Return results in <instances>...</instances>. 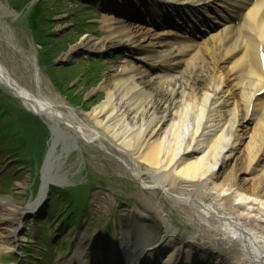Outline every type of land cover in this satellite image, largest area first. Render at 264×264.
I'll list each match as a JSON object with an SVG mask.
<instances>
[{
    "label": "bare ground",
    "instance_id": "bare-ground-1",
    "mask_svg": "<svg viewBox=\"0 0 264 264\" xmlns=\"http://www.w3.org/2000/svg\"><path fill=\"white\" fill-rule=\"evenodd\" d=\"M99 1L108 11L100 22L103 36L81 37L67 54L75 48L97 52L119 45L129 48L130 56L100 80L103 97L85 112L91 127L74 123L27 90L20 93L23 103L51 123L53 136L59 131L72 144L77 136L92 143L104 139L125 153L142 187L156 188L188 209L200 226L184 231L163 214L157 219L162 236L150 238L147 222L132 214L123 222V244L119 248L113 239L108 258L103 250L87 247L77 258H86L82 264H125L134 255L131 263L137 264V257L146 254L147 264H264V3L256 2L235 26L217 19L227 18L229 0ZM145 6L156 18L162 9L168 16L195 21L204 15L219 28L196 45L144 23L139 14L147 17ZM62 184L46 177L38 194ZM5 205L12 208L9 219L1 211ZM13 209L23 210L0 197V251L18 240L19 216L13 219ZM137 225L141 228L129 241V229ZM203 232L222 245L205 240ZM93 257L98 263L91 262Z\"/></svg>",
    "mask_w": 264,
    "mask_h": 264
},
{
    "label": "rangeland",
    "instance_id": "rangeland-1",
    "mask_svg": "<svg viewBox=\"0 0 264 264\" xmlns=\"http://www.w3.org/2000/svg\"><path fill=\"white\" fill-rule=\"evenodd\" d=\"M95 1L0 0V63L18 85L45 99L74 123L89 127L86 109L103 97L98 84L129 55L125 47L110 44L97 52L75 48L67 54L79 38L103 36L100 22L107 12L98 11ZM89 89L92 93L85 96ZM50 124L0 84V197L10 198L23 209H13V219L19 216L18 240L11 249L0 251V264H75L78 250L95 241V249L108 248L113 231L123 228L131 214L137 219V211L138 217L146 218L150 238L162 235L161 219H157L163 214L184 231L198 229L200 224L188 215V209L178 207L156 188L140 185L125 153L104 139L92 143L77 136L72 144L59 131L53 136ZM61 128L73 133L63 123ZM43 164L46 177L60 179L67 190L60 192V187L51 186L47 214L38 210L34 216ZM149 176L143 175L148 183ZM55 191L61 193L58 198ZM11 210V205L1 209L5 219L10 218ZM61 217H68L73 225L53 239ZM102 223L110 226L98 231ZM95 230L104 237L91 240ZM203 234L205 240L212 238L222 245L209 233Z\"/></svg>",
    "mask_w": 264,
    "mask_h": 264
},
{
    "label": "water",
    "instance_id": "water-1",
    "mask_svg": "<svg viewBox=\"0 0 264 264\" xmlns=\"http://www.w3.org/2000/svg\"><path fill=\"white\" fill-rule=\"evenodd\" d=\"M0 82L12 93L16 98L21 99L20 92L22 90L18 84L10 77L6 69L0 65Z\"/></svg>",
    "mask_w": 264,
    "mask_h": 264
}]
</instances>
